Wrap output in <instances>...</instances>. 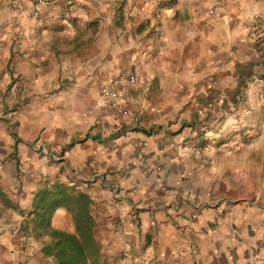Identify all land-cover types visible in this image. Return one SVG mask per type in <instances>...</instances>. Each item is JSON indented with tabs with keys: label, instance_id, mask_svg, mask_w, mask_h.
<instances>
[{
	"label": "clouds",
	"instance_id": "1",
	"mask_svg": "<svg viewBox=\"0 0 264 264\" xmlns=\"http://www.w3.org/2000/svg\"><path fill=\"white\" fill-rule=\"evenodd\" d=\"M158 3L0 0V264H264V0Z\"/></svg>",
	"mask_w": 264,
	"mask_h": 264
},
{
	"label": "trees",
	"instance_id": "2",
	"mask_svg": "<svg viewBox=\"0 0 264 264\" xmlns=\"http://www.w3.org/2000/svg\"><path fill=\"white\" fill-rule=\"evenodd\" d=\"M72 203L80 207L79 201H72L69 194L59 185H54L52 190H43L38 194L36 201L38 224L47 226L48 212L57 203ZM61 250L58 253L63 257L62 264H83V250L73 236L61 234Z\"/></svg>",
	"mask_w": 264,
	"mask_h": 264
},
{
	"label": "crops",
	"instance_id": "3",
	"mask_svg": "<svg viewBox=\"0 0 264 264\" xmlns=\"http://www.w3.org/2000/svg\"><path fill=\"white\" fill-rule=\"evenodd\" d=\"M169 2H171V0H159L158 7H160V6H162V5L166 4V3H169ZM44 15H46V14H44ZM154 15H155V13H154ZM34 30L38 33L39 32V27L38 26L35 27ZM3 43L4 42L0 41V46H2ZM240 47H241L242 51L244 52V54H248L247 50H246V46L241 45ZM253 59H255V58H253ZM255 63H256V66L259 67V60H255ZM252 71H253V69H252V67L250 66V63H249L248 66L241 65L239 74L234 73L233 75H239L240 77H246L247 74L251 73ZM241 82H243V81H241ZM216 91L217 90L214 88L212 93H210L209 97H207L206 99L211 100L213 98V96L215 95ZM232 99H233V101H235L236 97L233 96ZM209 118H210V114H209V116L205 117V119H209ZM57 131H59V130H57ZM0 151H2V149H0ZM37 151H39V149H37ZM29 155H31V152H29ZM117 155H119V153H117ZM50 159H51V157H50ZM179 168H180L181 171H183L182 165L179 166ZM141 170L143 171V169H141ZM176 170H177V166L173 165L172 166V171L175 173ZM44 183L45 184L47 183V178L45 179ZM163 187H167V185H164ZM221 187H223V186H221ZM117 191H119V189H117ZM162 194H163V192L160 189H157V195H162ZM116 199H119V198L117 197ZM53 222L56 223L61 228L65 227V226L70 228L72 226L71 217L68 216L66 213H63V212L56 213L53 216ZM113 222L117 223L118 219L117 218H113ZM216 246L217 247L219 246V242H217ZM209 255H211V250H209ZM5 264H7V262H5ZM44 264H47V261H45ZM211 264H225L223 253L220 254L219 259H217L216 257H213V260L211 261Z\"/></svg>",
	"mask_w": 264,
	"mask_h": 264
},
{
	"label": "built area",
	"instance_id": "4",
	"mask_svg": "<svg viewBox=\"0 0 264 264\" xmlns=\"http://www.w3.org/2000/svg\"><path fill=\"white\" fill-rule=\"evenodd\" d=\"M257 44H259V41L257 42ZM259 50V49H258Z\"/></svg>",
	"mask_w": 264,
	"mask_h": 264
}]
</instances>
